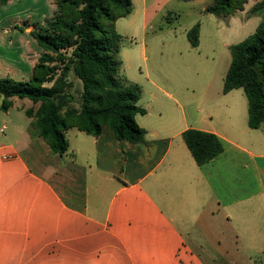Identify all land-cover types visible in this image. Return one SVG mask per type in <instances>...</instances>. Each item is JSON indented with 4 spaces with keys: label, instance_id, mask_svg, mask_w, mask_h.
<instances>
[{
    "label": "crops",
    "instance_id": "0c3cea01",
    "mask_svg": "<svg viewBox=\"0 0 264 264\" xmlns=\"http://www.w3.org/2000/svg\"><path fill=\"white\" fill-rule=\"evenodd\" d=\"M23 42L32 75L41 48ZM165 58L141 72L138 144L72 128L61 156L26 115L32 101L4 111L0 97V264H264V124L249 126L242 88L212 87L194 59L177 76ZM189 129L223 152L198 165Z\"/></svg>",
    "mask_w": 264,
    "mask_h": 264
},
{
    "label": "trees",
    "instance_id": "16d2710c",
    "mask_svg": "<svg viewBox=\"0 0 264 264\" xmlns=\"http://www.w3.org/2000/svg\"><path fill=\"white\" fill-rule=\"evenodd\" d=\"M9 1L0 0V7ZM248 1L213 0L206 12L229 17L243 11ZM263 8L264 0L252 11ZM133 10V0H57V12L45 32L31 33L42 49L31 78L0 79L1 109L8 110L14 97L32 101L36 107L27 109L26 115L61 156L69 150L66 132L72 128L94 137L108 129L119 141L144 142L146 130L136 119L147 113L139 105L141 87L119 78L123 37L116 23ZM200 31L198 23L188 32L195 48ZM230 51L223 92L242 88L249 104V126L260 128L264 124V17L255 32ZM183 139L198 165L209 163L224 150L221 140L210 132L189 129Z\"/></svg>",
    "mask_w": 264,
    "mask_h": 264
},
{
    "label": "rangeland",
    "instance_id": "374dc122",
    "mask_svg": "<svg viewBox=\"0 0 264 264\" xmlns=\"http://www.w3.org/2000/svg\"><path fill=\"white\" fill-rule=\"evenodd\" d=\"M260 1L249 0L243 11L229 17H217L206 12L213 0H146L148 26L143 30L144 4L143 0H136L133 12L117 23L123 37L119 78L125 81L127 76L134 75L141 87V79L145 77L141 72H145L147 66L152 68V55H156L166 57L167 71L177 76L178 71L187 72L184 66L188 67L194 59L206 70L200 76L212 87L222 88L232 59L230 47L253 34L263 20L264 8L252 11ZM56 12L57 0H18L14 5L0 7V79L28 81L31 78V72L25 67L28 62L23 41L40 48L31 33H44ZM198 23L201 26L200 44L195 48L188 39V32ZM144 45L148 60L144 58ZM29 52L39 59L42 49ZM180 60L185 63H178ZM165 84L169 85L168 82ZM77 87L80 89L78 82ZM17 101L22 103L19 98ZM26 101L31 103L29 99ZM139 105L141 107V101ZM138 119L141 123V115Z\"/></svg>",
    "mask_w": 264,
    "mask_h": 264
}]
</instances>
